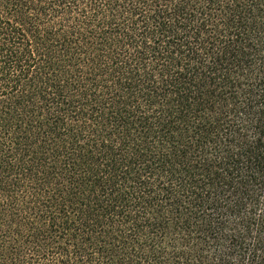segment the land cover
Masks as SVG:
<instances>
[{
    "label": "trees",
    "instance_id": "1",
    "mask_svg": "<svg viewBox=\"0 0 264 264\" xmlns=\"http://www.w3.org/2000/svg\"><path fill=\"white\" fill-rule=\"evenodd\" d=\"M0 264H264V0H0Z\"/></svg>",
    "mask_w": 264,
    "mask_h": 264
}]
</instances>
